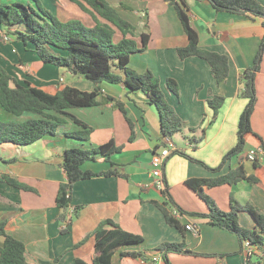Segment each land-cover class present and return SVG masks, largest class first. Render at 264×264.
I'll return each mask as SVG.
<instances>
[{"label":"crops","instance_id":"0c3cea01","mask_svg":"<svg viewBox=\"0 0 264 264\" xmlns=\"http://www.w3.org/2000/svg\"><path fill=\"white\" fill-rule=\"evenodd\" d=\"M107 1L136 27L133 38L139 45L142 43L141 34H149L147 48L132 54L129 65L139 73L151 70L159 78L166 99L182 119L183 130L170 138L174 150L183 151L200 161L179 153L166 160L164 180L173 201L191 213L208 211L206 202L186 181L226 174L242 163L247 175L255 177V181L205 187V192L222 209H229L233 195L241 204L250 203L264 213V158L256 165L245 157L248 150L263 147L261 143L264 142V47L256 78L258 103L251 119L253 132L247 136L244 158L242 162L237 158L227 161L218 172L206 166L221 165L225 154L237 144L240 117L248 102L241 95L243 85L239 77L255 64L262 47V19L219 12L208 0L188 1L187 12L198 32L200 47L228 56L229 75L218 83L206 59L179 57L177 49L188 44V36L169 0ZM259 1L264 6V0ZM68 7L58 1L56 9L59 13L65 10L70 16ZM22 49L21 56L26 54L33 61L21 66L30 76L19 77L20 81L28 79L53 93L65 85L85 91L95 89L93 81H86L87 78L63 67L43 66L32 51ZM1 51L10 57L6 47ZM1 60H5L3 55ZM44 68L48 71H43ZM169 78L178 83V94L168 86ZM101 89L97 105L70 111L92 128L91 145H101L113 139L123 146L121 152L111 157L123 175H100L76 181L71 200L76 210L71 213L68 209L66 221L60 220L62 209L56 205V196L60 184L68 179L61 167L65 152L80 145L65 133L79 129V126L69 121L58 134L45 136L31 144L0 143V175L33 188L19 189L0 181V221H6L8 234L25 243L27 260L31 264H72L75 259H82L93 264L96 254L93 233L102 221L111 219L144 238L137 245L118 250L112 257V264H167L156 249L165 242H185L197 253H170L171 264H245L247 255L245 249L241 251L243 246L239 238L211 224L207 218L176 214L184 226L192 224L197 227L195 231L187 228L181 231L166 221L158 205L165 199L164 188L152 175V159L164 143L159 112L141 90H130L123 83L108 82H102ZM215 95L225 97L216 116L208 104ZM119 104H123L134 123L133 140H130V124ZM11 116L24 120L35 115ZM194 127L197 129L191 130ZM200 136L202 139L196 141ZM82 167L99 172L110 169L112 164L101 157L85 162ZM239 222L243 227L260 230L249 211L240 212ZM3 241L4 237L0 236V246ZM126 249L141 250L144 255L122 256L121 251ZM248 264H264L262 248L253 246Z\"/></svg>","mask_w":264,"mask_h":264},{"label":"trees","instance_id":"16d2710c","mask_svg":"<svg viewBox=\"0 0 264 264\" xmlns=\"http://www.w3.org/2000/svg\"><path fill=\"white\" fill-rule=\"evenodd\" d=\"M169 1L176 9L188 36V44L177 49L179 57L186 59L190 56H199L206 59L211 65L212 74L217 82H223L230 72L228 56L200 47L198 32L193 27L187 12L189 0ZM208 1L219 12L226 11L250 18H261L264 26V6L259 0ZM70 2L77 4L90 15L89 26L78 18L61 19L46 6L43 0H0V38L6 40L5 36H8L7 42L11 44L19 42L24 50L32 51L44 64L66 68L73 74L93 81L96 85L93 91L65 85L53 93L45 87L32 84L28 79L18 80L0 59V106L15 117L26 113L35 115L24 120L0 119V143L31 144L45 136L58 134L59 130L69 121L79 126V129L65 133L67 137L77 140L80 145L68 148L61 164L68 177L66 182L60 184L56 196V205L62 209L61 221L68 219V209L71 206L73 186L76 181L100 175H123L119 165L111 160L114 154L122 151L123 146L118 145L113 139L101 145H91L92 128L70 111L72 108L97 105L98 96L102 92V82L123 83L130 90L143 91L149 97V102L155 105L159 112L163 137L172 138L183 130L182 119L166 99L160 87L159 78L151 70L139 73L129 65L132 54L147 48L150 40L149 34H141L142 43L139 45L133 38L136 27L107 0H70ZM263 47L264 39L255 64L239 77L243 85L241 95L247 98L248 102L240 117L237 144L225 154L221 165L214 168L206 165L213 172L220 171L223 164L233 158L241 162L244 158L247 136L253 132L252 115L258 103L256 78ZM168 86L174 93H179L176 80L169 78ZM108 98L113 100L111 97ZM224 101L225 97L218 95L208 100L214 116L218 114ZM119 106L130 124L132 130L130 140H133L135 137L134 123L127 116L123 104ZM196 129L194 127L191 130ZM201 139L202 136L195 140L200 141ZM261 144L264 147L263 141ZM174 153L198 161L183 151L173 150L171 155ZM101 157L111 162L110 169L99 172L83 169L85 162L98 160ZM254 163L257 165L259 162ZM242 180L252 182L256 180L255 177L247 175L242 163L231 168L226 174L187 180V185L196 191L207 204L208 211L203 213H191L181 208L171 198L167 184L163 189L165 199L158 205L166 221L181 231H185L187 225L182 224L176 216V211L181 215L192 214L207 218L211 224L234 233L243 246L241 251L244 250L245 241H250L252 246H259L264 252V213L250 203L241 204L233 195H231L229 209L222 210L204 189L205 187L235 184ZM0 181L19 189L33 190L31 186L7 175H0ZM244 210L253 215L260 230L246 228L240 224V212ZM5 226L6 221H0V236L4 237L3 244L0 246V264H31L26 257L25 243L8 234ZM93 235L96 251L93 264H112L113 255L122 247L137 245L144 241L142 235L122 228L111 219L102 221ZM156 249L161 252L167 264H171L170 253L197 254L185 242H165ZM121 255L138 257L143 256L144 252L126 249L121 251ZM249 262L250 256H247L245 264ZM72 264L88 263L82 259H75Z\"/></svg>","mask_w":264,"mask_h":264},{"label":"rangeland","instance_id":"374dc122","mask_svg":"<svg viewBox=\"0 0 264 264\" xmlns=\"http://www.w3.org/2000/svg\"><path fill=\"white\" fill-rule=\"evenodd\" d=\"M58 1L59 3H62L65 6H69L68 14H70V16L67 15L65 10H60V13L59 11L57 12L56 8H57L58 2H54L51 0H43V2L52 10V12L57 14L61 19L66 20L67 18H78L82 20L87 26L90 25L91 23L90 15L84 12L77 4L70 2V0H58ZM4 47L8 49V53L10 52L9 58H7L1 51V48H4ZM22 50H23L22 45L18 43L11 44L7 42L6 40H3L2 38H0V59L2 55L3 57H5V60H2L3 63L15 75V77L18 80H20L19 77H29L30 76V73L24 70L23 68H21V66H25V64L31 63L33 61V59H31V57H27L26 54H23L24 56L22 57L20 54L22 53ZM24 57L25 59H23ZM41 64L43 66L45 65L49 66L48 64H44L42 61H41ZM43 71H48V69L44 68ZM43 71H42V75H43ZM86 81H89V80H86ZM11 115L12 114L8 113L0 106V119L1 120H13ZM222 210H225V209H222Z\"/></svg>","mask_w":264,"mask_h":264},{"label":"built area","instance_id":"2783aa9c","mask_svg":"<svg viewBox=\"0 0 264 264\" xmlns=\"http://www.w3.org/2000/svg\"><path fill=\"white\" fill-rule=\"evenodd\" d=\"M5 39L9 40V37L5 36ZM164 142H165V146H163L161 151L159 153H156L152 159V175L153 177L156 178L158 185H160V187H163V188L165 187L164 166H165L166 160L169 158L172 151L174 150V144L171 141L170 137H164ZM245 157L248 160H251L253 162H261L264 158V148L263 147L252 148L245 153ZM75 210H76L75 207L71 205L70 212L74 213ZM175 213L178 216L180 214L177 211ZM186 228L189 230H194V231L197 230V227H195L192 224H187ZM244 249H245L246 255L251 256L252 251H253V246L250 243V241H245Z\"/></svg>","mask_w":264,"mask_h":264}]
</instances>
